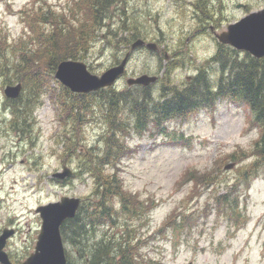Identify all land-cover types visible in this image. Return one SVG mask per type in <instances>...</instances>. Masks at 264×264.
Returning a JSON list of instances; mask_svg holds the SVG:
<instances>
[{"label": "rangeland", "instance_id": "374dc122", "mask_svg": "<svg viewBox=\"0 0 264 264\" xmlns=\"http://www.w3.org/2000/svg\"><path fill=\"white\" fill-rule=\"evenodd\" d=\"M73 1L0 0V40L5 37L7 44L13 45L7 48L11 58L25 54V43L33 46L28 39V16L35 20L34 12L38 17L56 12L63 26L60 14L66 16L70 6H80V0ZM113 1L116 4L110 7L106 21L116 26L122 15L132 29L136 26L134 31L140 30L138 37L157 43L159 50L142 45L131 51L126 72L114 87L124 89L127 77L157 74L159 80L150 87L156 98L165 81L163 67L171 55L185 59L171 71L173 84L183 86L198 65H205L215 83L216 66L207 62L216 51L214 32L226 30L228 24L264 6V0ZM206 18L209 23L203 28L200 20ZM46 24L50 28L43 22L44 31ZM123 34L131 38L130 33ZM104 35L102 32L90 43L89 52L82 59L95 74L123 58L133 41L117 48L107 45ZM41 75L43 81L55 79L54 73ZM15 82L0 76V231L3 227L15 229L5 250L11 259L23 260L33 250L39 231L41 220L35 211L38 205L64 195L80 197L85 204L88 198L93 199L94 180L81 167L84 155L78 160V150L71 143L100 152L107 125L102 116L104 107L95 106L86 120L72 128L58 97L61 88L49 82L37 92L32 116L26 121L29 125L18 124L13 129L9 109L4 108L3 88ZM33 90L22 89V97ZM165 126L167 132L155 134L131 129L126 141L129 152L117 167L124 187L144 199L143 205L147 203L149 209L129 220L142 239V257L160 264H264V167L251 174L248 185L238 175L253 160L251 155L242 157V152H249L259 135L251 110L243 102L222 98L186 117L170 118ZM232 153L234 159L229 156ZM229 163L233 166L226 168ZM64 165L74 174L62 180L54 177L53 173L62 171ZM189 169L194 171L198 183L188 174L183 178ZM229 187L232 188L227 197H235L234 209L224 203V198L217 200ZM122 219L114 225L105 223L92 229V241L121 231ZM64 246L70 257H75V248L69 243Z\"/></svg>", "mask_w": 264, "mask_h": 264}, {"label": "trees", "instance_id": "16d2710c", "mask_svg": "<svg viewBox=\"0 0 264 264\" xmlns=\"http://www.w3.org/2000/svg\"><path fill=\"white\" fill-rule=\"evenodd\" d=\"M73 2L76 3L75 0ZM79 4L80 6H70L68 15L60 14L63 26H60L62 21L57 19L56 12L46 13L47 17H38L37 12H34L35 20L28 16V39L33 46L25 43V54L11 58L7 48L13 45L7 44L5 37L0 40V76H4L7 82H20L22 89H34L29 94L32 99L29 95L22 97L21 93L15 99L6 98L4 108L9 109L11 128L16 129L18 124L29 125L26 121L32 116L31 106L39 94L37 92L41 85L49 82L58 84L61 88L58 97L72 128L86 120L87 114L93 112L95 106L100 109L103 106L102 116L107 126L102 136L101 151L94 152L92 148L84 150L81 146L77 147L75 142L71 143L72 148L78 150V160L84 155L81 167L92 176L94 186L93 199L88 198L87 204L82 200L76 214L66 219L60 227L63 243L71 244L77 252L75 257H70L69 251L65 249L66 264H160L153 258L142 257L139 252L142 239L137 237V228L129 220L139 218L143 210L146 212L147 203L144 206V199L124 187L117 169L118 162L129 152L127 138L131 129L140 134L147 130L150 134L163 133L167 132L165 125L170 118L186 117L203 107L213 106L218 99L243 102L252 112V123L259 128V135L251 150L242 152V157L251 155L253 160L238 171L241 181L248 185L251 174L259 167H264V56L254 57L227 44L217 43L216 51L207 60L216 66L215 83L211 82L205 65H198L190 81H186L183 86L173 84L170 79L171 71L183 64L184 58L171 55L172 59L163 67L162 79L165 81L158 98L150 91L152 85H131L124 89L105 87L87 93H74L53 80V77L52 81L50 78H44L43 81L41 73L53 75L57 64L63 59L85 58L90 43L97 36L100 37L102 32L105 33L103 39L107 45L117 48L121 45L128 46L132 40L142 38L137 34L140 30L134 31L136 26L132 29L122 15L116 26H111L106 21L110 18V7L116 4L113 0H80ZM75 7L78 9L75 10ZM207 19L200 20L203 28L205 23H209ZM43 22L50 24V28L46 24V31L42 28ZM124 32L130 33L131 38ZM89 68L91 69L90 66ZM70 138L68 136V140ZM229 156L234 159L235 153ZM185 174L198 183L194 171H185L184 179ZM207 182L208 180L203 183ZM232 187L219 194L217 200L224 198V203L230 204V208L234 209L235 197H227ZM121 217V231L108 238L92 241L89 235L92 229L105 223L114 225Z\"/></svg>", "mask_w": 264, "mask_h": 264}, {"label": "water", "instance_id": "95a60500", "mask_svg": "<svg viewBox=\"0 0 264 264\" xmlns=\"http://www.w3.org/2000/svg\"><path fill=\"white\" fill-rule=\"evenodd\" d=\"M220 43L228 44L233 48L246 51L254 57L264 56V7L257 11L249 12L239 20L226 26V30L216 33ZM144 39H135L130 48L134 49L144 43ZM145 46L151 50H157L154 42H145ZM129 51L118 64L106 68L102 73L95 74L89 71L84 61L63 59L54 72V77L62 85L76 93H87L103 87L112 86L121 76L126 67ZM158 79L157 75L142 73L135 77H127L128 85H149ZM22 84H7L3 88L5 97L15 99L20 95ZM233 163L225 167L230 168ZM72 174V170L64 166L62 171H56L53 176L64 179ZM81 203L77 196H61L57 201L38 205L35 211L40 217V227L36 236L33 251L22 261L16 264H66L64 244L60 227L63 222L72 218ZM15 233L12 227H4L0 232V264H14L5 245L7 239Z\"/></svg>", "mask_w": 264, "mask_h": 264}, {"label": "flooded vegetation", "instance_id": "af4514ba", "mask_svg": "<svg viewBox=\"0 0 264 264\" xmlns=\"http://www.w3.org/2000/svg\"><path fill=\"white\" fill-rule=\"evenodd\" d=\"M197 71V70H196ZM195 74V73H194ZM194 74H192V75H190V76H188L187 78H186V81H190L191 80V78H192V76L194 75ZM185 81V82H186Z\"/></svg>", "mask_w": 264, "mask_h": 264}, {"label": "bare ground", "instance_id": "6f19581e", "mask_svg": "<svg viewBox=\"0 0 264 264\" xmlns=\"http://www.w3.org/2000/svg\"><path fill=\"white\" fill-rule=\"evenodd\" d=\"M184 98V97H183ZM194 99V98H193ZM182 101V100H181ZM186 101V100H185ZM188 101V100H187ZM185 103V102H184ZM191 104V103H190ZM185 105V104H184ZM187 105V104H186ZM169 111H170V108L168 107Z\"/></svg>", "mask_w": 264, "mask_h": 264}]
</instances>
